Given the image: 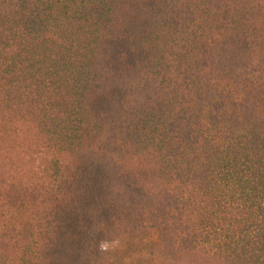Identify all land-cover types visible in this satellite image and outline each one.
<instances>
[{"label":"trees","instance_id":"1","mask_svg":"<svg viewBox=\"0 0 264 264\" xmlns=\"http://www.w3.org/2000/svg\"><path fill=\"white\" fill-rule=\"evenodd\" d=\"M264 264V0H0V264Z\"/></svg>","mask_w":264,"mask_h":264},{"label":"rangeland","instance_id":"2","mask_svg":"<svg viewBox=\"0 0 264 264\" xmlns=\"http://www.w3.org/2000/svg\"><path fill=\"white\" fill-rule=\"evenodd\" d=\"M158 241L156 234L148 236H130L105 234L86 240L87 256L96 264H149L147 248ZM102 242H107V251L101 249Z\"/></svg>","mask_w":264,"mask_h":264},{"label":"clouds","instance_id":"3","mask_svg":"<svg viewBox=\"0 0 264 264\" xmlns=\"http://www.w3.org/2000/svg\"><path fill=\"white\" fill-rule=\"evenodd\" d=\"M100 247L102 250L107 251L109 248V244L107 242H102Z\"/></svg>","mask_w":264,"mask_h":264}]
</instances>
